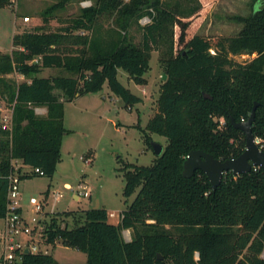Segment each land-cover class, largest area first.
<instances>
[{"label": "trees", "instance_id": "obj_1", "mask_svg": "<svg viewBox=\"0 0 264 264\" xmlns=\"http://www.w3.org/2000/svg\"><path fill=\"white\" fill-rule=\"evenodd\" d=\"M71 1H52L41 10L39 25L16 32L14 48L0 52V100L13 104L11 128L0 127V218L13 159L54 174L68 133L64 101L101 90L108 80L127 104L142 102L119 80L118 69L145 83L152 51L162 46L164 34L175 35L179 24L184 41L186 18L200 7L198 0H91L69 24L48 29L50 19ZM8 5L16 8L14 1L0 0V7ZM146 14L151 21L143 24L140 18ZM235 18L243 25L234 36L197 33L181 48H174L173 41L165 49L161 63L167 78L144 135L151 148L146 131L168 142L152 164H134L125 172L124 193L139 190L120 221H110L102 205L51 216L47 240L83 250L86 262L60 263L51 253L26 252L7 264H264V168L239 174L228 170L215 189L200 169L183 175L193 149L222 160L245 149V134L231 117L246 120L255 102L252 129L264 149V0H254L250 14ZM133 24L142 31L139 42L130 36ZM241 52L256 55L245 62L231 56ZM52 66L74 75H40ZM13 72L26 79L4 76ZM42 105L47 112L39 114L35 107ZM124 229H132L131 239L123 237Z\"/></svg>", "mask_w": 264, "mask_h": 264}, {"label": "rangeland", "instance_id": "obj_2", "mask_svg": "<svg viewBox=\"0 0 264 264\" xmlns=\"http://www.w3.org/2000/svg\"><path fill=\"white\" fill-rule=\"evenodd\" d=\"M52 1L57 0H15L14 6L0 7V52H9L14 48L13 36L16 32L32 29L42 22L40 12ZM83 0H73L64 9L57 12L58 16L50 19L48 29L58 30L69 24L70 19L79 13ZM199 9L194 15L186 18L189 26L185 40L179 39L180 26L175 25V35L165 33L163 44L152 51L150 68L146 71L145 83H137L123 68L118 69L119 80L132 92L143 97V101L130 105L118 96L105 80L101 90L85 92L73 100L64 101V122L68 128L62 138L60 159L52 176L32 175L21 181L24 194V205L29 209V197H41L45 191L58 188L65 196L57 201V212L82 211L95 207L97 201L108 212L110 221L118 223L121 211L125 210L137 195L139 188L131 194L124 193L125 172L134 170V164L150 165L157 154L150 147L144 135V128L149 119L158 110V98L163 79L164 68L161 57L165 49L175 41L174 48H181L194 34H204L211 37H231L236 35L243 23L235 18L237 15H248L252 11L254 0H198ZM17 9V10H16ZM30 13V14H29ZM24 14L30 18L24 21ZM107 23V21H106ZM135 42L141 40L142 31L136 24L129 30ZM173 38V39H172ZM256 53L241 52L231 54L238 62H245ZM43 76L74 75L63 67H45L40 73ZM9 80L26 79L24 75L13 72L4 75ZM60 93V90H56ZM63 97L61 96V99ZM2 101V100H0ZM46 106H36L39 114L46 113ZM150 139L159 141L163 147L168 139L155 132L146 131ZM260 142V139L257 138ZM89 161H88V160ZM91 193L75 198L67 184L78 186ZM46 208H50L47 205ZM62 213V214H63ZM69 220L73 217L67 216ZM2 219L0 218V225ZM123 237L131 239L132 229H124ZM50 253L60 263H83L87 254L76 247L58 242L51 247Z\"/></svg>", "mask_w": 264, "mask_h": 264}, {"label": "built area", "instance_id": "obj_3", "mask_svg": "<svg viewBox=\"0 0 264 264\" xmlns=\"http://www.w3.org/2000/svg\"><path fill=\"white\" fill-rule=\"evenodd\" d=\"M90 3L91 0L82 1L83 5ZM29 18L27 15L23 17L24 21L29 20ZM150 21L151 17L147 14L140 18V22L143 24ZM12 120L13 104L5 100L0 101V127L10 129ZM223 123L224 121L221 120V124ZM34 174L45 175V170L39 166L25 164L20 159L12 160L11 171L8 175L6 212L1 217L2 224L0 225V264L21 260L26 249L32 253H50L51 247L58 243L53 244L47 240L46 229L51 216L58 213L56 211L57 201L63 198L65 193L58 188H53L51 191H45L41 197L30 196L29 204L32 208L29 209L27 215L28 208L24 205L21 181L23 176ZM67 186L72 190L74 197L80 198L81 195H91L89 191L81 189V181H79L77 188L70 184ZM47 205H50V208H46ZM114 214L113 211L109 212V215ZM62 226H65V222L62 223Z\"/></svg>", "mask_w": 264, "mask_h": 264}, {"label": "water", "instance_id": "obj_4", "mask_svg": "<svg viewBox=\"0 0 264 264\" xmlns=\"http://www.w3.org/2000/svg\"><path fill=\"white\" fill-rule=\"evenodd\" d=\"M166 78L167 74L163 72V79ZM257 105L258 102H255L246 120L236 121L231 117L232 124L245 134V149L238 156L222 160L203 149H193L188 153L184 161L183 175L190 177L196 170L200 169L206 173L213 189H215L221 182L224 173L228 170H231L234 174H239L249 172L255 166L264 168V149L252 129ZM151 145L157 155L163 152L164 147L159 141L152 140ZM99 206L100 203L97 201L95 207ZM26 252H28V249H26ZM159 257L161 258L162 255L159 254Z\"/></svg>", "mask_w": 264, "mask_h": 264}, {"label": "crops", "instance_id": "obj_5", "mask_svg": "<svg viewBox=\"0 0 264 264\" xmlns=\"http://www.w3.org/2000/svg\"><path fill=\"white\" fill-rule=\"evenodd\" d=\"M29 14H30V13H29ZM25 15H28V14H24V16H25ZM45 108H46V112H47V107H45ZM75 198H77V197L75 196Z\"/></svg>", "mask_w": 264, "mask_h": 264}]
</instances>
